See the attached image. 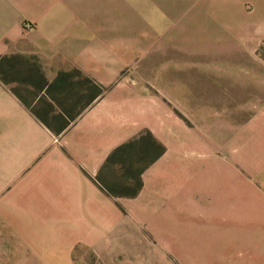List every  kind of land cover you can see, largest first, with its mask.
<instances>
[{"label": "crops", "instance_id": "obj_1", "mask_svg": "<svg viewBox=\"0 0 264 264\" xmlns=\"http://www.w3.org/2000/svg\"><path fill=\"white\" fill-rule=\"evenodd\" d=\"M189 1L217 7L227 34L231 23L243 24L255 56L264 41V0ZM161 5L0 0V61H31L5 65L8 83L0 80V264L48 263L55 248L78 245L111 264L136 245L134 219L155 234L157 248L189 247V257L172 253L179 264H264V99L231 115L241 123L228 149L237 161L192 166L176 156L181 123L172 148L149 125L132 76L123 77L158 65L144 57H159L157 37L172 27ZM87 79L105 93L95 95ZM144 131L166 154L144 173L138 197L107 194L97 180L105 162ZM198 168L206 178H197ZM229 169L236 176H213Z\"/></svg>", "mask_w": 264, "mask_h": 264}, {"label": "rangeland", "instance_id": "obj_2", "mask_svg": "<svg viewBox=\"0 0 264 264\" xmlns=\"http://www.w3.org/2000/svg\"><path fill=\"white\" fill-rule=\"evenodd\" d=\"M155 1L162 4L172 26L169 35L162 33L157 37L162 48L159 57H144L146 65L155 58L159 63L150 73L127 72L123 77L132 76L131 89L142 97L149 125L157 134L165 136L166 144L172 148L176 145L174 132L181 123L183 148L176 156L184 164L200 166L210 161H237V154H231L228 149L238 140L241 123L231 115L242 109L248 112L264 99L260 94L261 86L264 87V66L261 65L264 64V41L254 56V42L244 38L243 24L231 23L227 34L217 7L200 6L189 0ZM173 7H176L175 14ZM248 28L250 33L257 30L253 24ZM158 79L165 87L162 93L156 86ZM113 170L116 175L109 179L113 177L112 180L123 183L119 167ZM196 176L199 180L206 178V168H198ZM213 176L233 178L236 174L229 169ZM134 224L136 245L128 243L111 264H179L172 253L182 257L192 255L189 247L175 249L172 242L169 248L162 244L163 247L157 248L155 234L135 219ZM69 256L79 261L75 264H104L84 245L73 249L71 246L55 248L48 263L34 264H69Z\"/></svg>", "mask_w": 264, "mask_h": 264}, {"label": "trees", "instance_id": "obj_3", "mask_svg": "<svg viewBox=\"0 0 264 264\" xmlns=\"http://www.w3.org/2000/svg\"><path fill=\"white\" fill-rule=\"evenodd\" d=\"M20 65L31 64L30 60H25L22 57H5L0 61V80L8 83V75L4 72L5 65ZM87 83L92 84L95 95H103L105 89L99 87L87 79ZM14 93H16L13 90ZM167 150L149 131H144L134 140L118 147L108 157L105 165L97 180L102 185V188L107 194L113 197L136 198L143 190V175L144 173L160 160ZM142 164V166L139 165ZM119 167V172L122 173L123 183H117L112 180L116 172L113 170ZM111 174V175H110ZM113 176L111 179L109 177ZM124 189L125 191H122Z\"/></svg>", "mask_w": 264, "mask_h": 264}]
</instances>
